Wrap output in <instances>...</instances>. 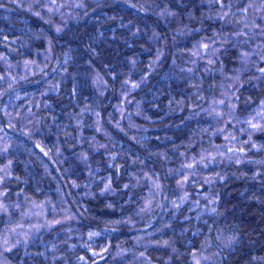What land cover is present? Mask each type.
<instances>
[{"label": "clouds", "instance_id": "clouds-1", "mask_svg": "<svg viewBox=\"0 0 264 264\" xmlns=\"http://www.w3.org/2000/svg\"><path fill=\"white\" fill-rule=\"evenodd\" d=\"M0 264H264V0H0Z\"/></svg>", "mask_w": 264, "mask_h": 264}]
</instances>
